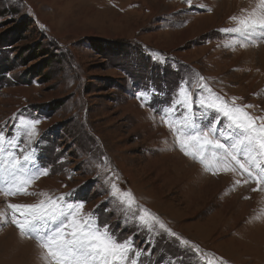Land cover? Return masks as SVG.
<instances>
[{"label": "rangeland", "instance_id": "rangeland-1", "mask_svg": "<svg viewBox=\"0 0 264 264\" xmlns=\"http://www.w3.org/2000/svg\"><path fill=\"white\" fill-rule=\"evenodd\" d=\"M258 3L0 0V130L19 131L21 146L50 169L27 186L35 195L0 192V264H45L39 241L20 234L7 207L38 203L41 193L84 201L83 215L147 249L142 264H264V182L216 168L210 152L203 155L212 170L185 155L176 131L182 110L169 107L187 83L194 99L235 98L264 118V38L222 31ZM21 119L40 121L36 135L24 136ZM143 210L193 247L158 225L149 247L147 231L123 226L135 225L136 213L151 225Z\"/></svg>", "mask_w": 264, "mask_h": 264}, {"label": "snow or ice", "instance_id": "snow-or-ice-1", "mask_svg": "<svg viewBox=\"0 0 264 264\" xmlns=\"http://www.w3.org/2000/svg\"><path fill=\"white\" fill-rule=\"evenodd\" d=\"M188 3L191 4V0ZM230 19L235 26L222 29L223 32L237 34L242 40L253 36L264 38V0H259L258 7L246 15H234ZM200 80L203 89V77ZM208 91L211 92V89ZM148 94L141 92L138 95L143 98ZM169 107L173 113L182 110L183 121L176 131L179 146L185 155L193 156L205 165L206 170H212L203 155L210 152L212 158L217 160L216 168L230 171L238 167L258 184L264 182V118L248 113L246 109L251 105L236 106L235 98L229 103L219 95L214 100L201 99L200 96L194 99L190 85L185 83L174 90ZM195 109L200 112L199 118ZM222 118L229 123L222 125ZM39 122L21 119L18 127L25 130L26 138H31L36 135ZM192 145L198 146V151H190ZM49 171L48 167L38 163L34 150L21 146L19 131L6 137L0 130V192L6 196L35 195L27 191V186L48 175ZM41 195L46 198L38 203L8 204L7 207L12 210L10 222L16 225L20 234L39 241L40 248L44 250L42 259L45 264H142L138 258L147 249L139 248L132 237L119 239L107 224L98 223V217L94 214L83 215L84 201L69 202L64 195ZM124 196L131 208L135 202L134 194L126 191ZM143 211L151 216V225L145 215L136 213V224L129 225L125 220L123 226H133L137 232L147 231L149 235L145 237V242L149 247L153 242L150 237L158 234L155 232L156 225L175 238L177 244L190 249L193 247L189 240L167 228L158 216ZM194 251L198 253L199 249ZM168 264H173V261ZM175 264L183 262L176 258Z\"/></svg>", "mask_w": 264, "mask_h": 264}, {"label": "bare ground", "instance_id": "bare-ground-1", "mask_svg": "<svg viewBox=\"0 0 264 264\" xmlns=\"http://www.w3.org/2000/svg\"><path fill=\"white\" fill-rule=\"evenodd\" d=\"M233 1V0H232ZM237 1V0H236ZM212 2V1H211ZM210 2V3H211ZM219 2V1H218ZM220 3V2H219ZM229 3V2H228ZM223 4V3H222ZM217 5V4H216ZM214 6V5H213ZM231 6V5H230ZM263 49V48H262ZM184 170V169H183ZM182 174V173H181ZM251 200V199H250ZM3 236V235H2ZM23 240V239H22ZM24 240H26L27 241V239H24ZM31 242H33L32 240H31ZM23 243V242H22ZM33 243H35V241L33 242ZM36 247H37V251H38V254L40 253L39 252V249H40V246L39 245H37L36 244ZM39 248V249H38ZM28 250V249H27ZM41 251H44L43 249L41 250ZM20 254H19V256H20V258L21 257H25V255H24V253L23 252H19ZM39 256V255H38Z\"/></svg>", "mask_w": 264, "mask_h": 264}]
</instances>
